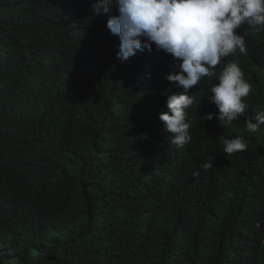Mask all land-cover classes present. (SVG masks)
Here are the masks:
<instances>
[{
	"label": "trees",
	"instance_id": "1",
	"mask_svg": "<svg viewBox=\"0 0 264 264\" xmlns=\"http://www.w3.org/2000/svg\"><path fill=\"white\" fill-rule=\"evenodd\" d=\"M97 3L0 0V264H264V130L245 131L264 110V29L242 25L248 51L216 66L244 72L245 114L224 128L204 119L215 105L187 109L177 149L158 119L181 91L172 57L121 63L117 10ZM236 136L247 150L228 155Z\"/></svg>",
	"mask_w": 264,
	"mask_h": 264
},
{
	"label": "clouds",
	"instance_id": "2",
	"mask_svg": "<svg viewBox=\"0 0 264 264\" xmlns=\"http://www.w3.org/2000/svg\"><path fill=\"white\" fill-rule=\"evenodd\" d=\"M111 6L118 15L108 16L106 27L119 38L117 60L126 62L137 51H152L153 45L155 52H163L162 57L157 56L162 62L165 54L173 59V72L166 79L181 91L167 97V111H162L158 119L162 131L172 134L171 143L177 149L192 140L187 109L201 115L203 107L209 110L215 105L217 113H209L204 119L211 121L215 117L224 128L245 114L251 84L244 72L235 62L216 66L225 57L248 51L238 31L242 25L257 31L264 29V0H98L93 13L108 15ZM262 65L264 68V61ZM205 77L209 91L197 98L194 86ZM259 130H264V110L246 119L247 133ZM222 143L228 155L248 147L240 136L224 138ZM261 223L257 224L258 232Z\"/></svg>",
	"mask_w": 264,
	"mask_h": 264
}]
</instances>
